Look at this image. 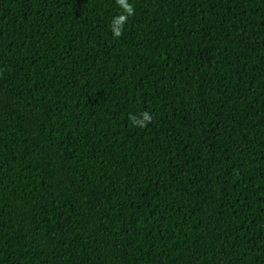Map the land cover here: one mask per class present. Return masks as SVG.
<instances>
[{
    "label": "trees",
    "instance_id": "obj_1",
    "mask_svg": "<svg viewBox=\"0 0 264 264\" xmlns=\"http://www.w3.org/2000/svg\"><path fill=\"white\" fill-rule=\"evenodd\" d=\"M129 3L0 0V264H264V0Z\"/></svg>",
    "mask_w": 264,
    "mask_h": 264
},
{
    "label": "clouds",
    "instance_id": "obj_2",
    "mask_svg": "<svg viewBox=\"0 0 264 264\" xmlns=\"http://www.w3.org/2000/svg\"><path fill=\"white\" fill-rule=\"evenodd\" d=\"M116 4L122 11L113 18L111 31L115 38H120L123 35L124 26L127 24L129 17L135 14L134 6L129 3V0H116ZM129 120L134 127L144 129L153 121V115L148 111H142L138 115L130 114Z\"/></svg>",
    "mask_w": 264,
    "mask_h": 264
}]
</instances>
